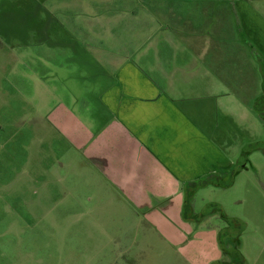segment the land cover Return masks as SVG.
<instances>
[{"label": "rangeland", "instance_id": "rangeland-1", "mask_svg": "<svg viewBox=\"0 0 264 264\" xmlns=\"http://www.w3.org/2000/svg\"><path fill=\"white\" fill-rule=\"evenodd\" d=\"M136 4L0 0V264H264V123L253 108L264 71L257 63L239 77L240 55H251L245 44L227 49L236 65L224 68L236 73L234 91L219 102L229 105L220 114L231 120L216 132L234 168H245L231 186L188 197L195 222L186 245L193 241V248L165 238L120 201L47 122L56 89L66 97L72 86L82 97L97 76L95 59L129 56L130 44L149 33L142 35L139 14L132 17ZM228 25L236 36L237 25ZM206 234L215 236L211 252Z\"/></svg>", "mask_w": 264, "mask_h": 264}, {"label": "crops", "instance_id": "crops-1", "mask_svg": "<svg viewBox=\"0 0 264 264\" xmlns=\"http://www.w3.org/2000/svg\"><path fill=\"white\" fill-rule=\"evenodd\" d=\"M127 1L140 4L132 17L139 14L142 35L149 33L130 44L129 56L95 59L97 84H83L82 97L68 83L66 97L56 89L57 108L46 119L120 201L165 238L193 248V241L186 245L193 219L182 218L187 184L235 167L216 134L231 120L220 114L229 105L219 102L234 91L229 82L236 73L224 69H236L227 49L236 42L250 49V56L239 57L245 64L239 77L258 68L255 55L264 59V0ZM233 22L236 36L228 25ZM89 171L82 173L89 178ZM206 236L214 240L211 252L215 236Z\"/></svg>", "mask_w": 264, "mask_h": 264}, {"label": "trees", "instance_id": "trees-1", "mask_svg": "<svg viewBox=\"0 0 264 264\" xmlns=\"http://www.w3.org/2000/svg\"><path fill=\"white\" fill-rule=\"evenodd\" d=\"M255 59L257 60V63L259 64L260 70L264 71V59L259 55H255ZM253 108L257 112L260 120H262V122L264 123V92L262 95H260L256 99V101L253 104ZM243 168H245V166H243L242 168L236 166V169L234 168V170H232L231 172L223 173L220 175L210 174L205 177H202L201 179L189 182L187 184V190L185 192L187 197L184 202L183 209H182V215L184 219L188 220L190 219V217L194 218V213L191 211V208H190L191 205L188 201V197H192L195 191L208 187V186L220 187V188H227L231 186L235 175ZM226 177L228 178L227 181L225 180ZM221 252L223 255H226V252L224 250H222Z\"/></svg>", "mask_w": 264, "mask_h": 264}, {"label": "flooded vegetation", "instance_id": "flooded-vegetation-1", "mask_svg": "<svg viewBox=\"0 0 264 264\" xmlns=\"http://www.w3.org/2000/svg\"><path fill=\"white\" fill-rule=\"evenodd\" d=\"M193 222H195V221H193Z\"/></svg>", "mask_w": 264, "mask_h": 264}]
</instances>
